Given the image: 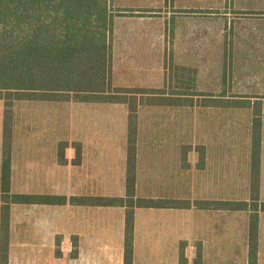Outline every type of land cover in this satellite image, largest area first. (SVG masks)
I'll list each match as a JSON object with an SVG mask.
<instances>
[{
	"label": "crops",
	"instance_id": "0c3cea01",
	"mask_svg": "<svg viewBox=\"0 0 264 264\" xmlns=\"http://www.w3.org/2000/svg\"><path fill=\"white\" fill-rule=\"evenodd\" d=\"M160 1L169 14L202 9ZM176 27V39L159 26L157 39L144 29L140 38L109 42L111 87L130 89L122 100L82 91L63 101L41 96L29 102L47 111L20 123L0 99V195L8 154L9 195L64 197L60 204L9 202L4 227L0 200L7 264H124L131 208L97 200L125 199L128 191L133 199L190 201L187 208L133 206L132 264H264V103L243 102L260 95L244 89L257 88L245 80L263 69L252 66L264 64V42L230 34L211 42L195 34L206 26ZM170 64L195 74H170ZM216 64L223 90H214ZM57 106L63 136L53 127ZM237 204L246 206H230Z\"/></svg>",
	"mask_w": 264,
	"mask_h": 264
},
{
	"label": "trees",
	"instance_id": "16d2710c",
	"mask_svg": "<svg viewBox=\"0 0 264 264\" xmlns=\"http://www.w3.org/2000/svg\"><path fill=\"white\" fill-rule=\"evenodd\" d=\"M109 3V0H0V99H4L7 112L14 101H33L41 96L63 101L71 92L99 93L108 102L125 98L119 94L130 89H112L110 82L109 42L115 23ZM139 10L128 8L122 12L134 15ZM185 70L181 68L183 73L179 75L184 76ZM177 84L186 91V83L178 80ZM222 98L214 100L218 104L224 102ZM191 102L192 97L184 96V103ZM254 126L260 127L259 118H255ZM1 180L2 227L7 225L9 202H64L62 196L9 195L8 154L3 158ZM133 194L128 191L125 199L97 200L99 205L131 208L126 215L124 264H132L133 206L190 207V201L133 199ZM230 206L243 209L246 204ZM260 209L264 210V203ZM0 264H7V253L2 247Z\"/></svg>",
	"mask_w": 264,
	"mask_h": 264
},
{
	"label": "rangeland",
	"instance_id": "374dc122",
	"mask_svg": "<svg viewBox=\"0 0 264 264\" xmlns=\"http://www.w3.org/2000/svg\"><path fill=\"white\" fill-rule=\"evenodd\" d=\"M256 1L257 0H186V3H190L192 6L197 5L202 8L199 11L196 10L198 13L197 15L192 16L186 14H169L167 10L160 8L162 6L160 0H109L115 23L113 34L110 35V41L140 38L142 34L139 35V33L144 32V29L148 31V34L152 35V39H157L156 36L158 38L160 37L159 26H167L169 29L167 31L169 39H176L177 35H180L176 26L198 25L206 27H200L195 34L211 42L221 40L222 38L224 39L223 35L228 34H230L228 37H231V39H241L254 43L264 42V0H258V4H256ZM228 3L231 4V10H225L228 7ZM137 6H140V10L135 12L134 15H131V12H122L123 9H136L134 7ZM147 6H152L153 8H145ZM225 11H230L231 13L224 15ZM169 12L176 11L171 10ZM124 25L127 26L124 27ZM143 25H145V28ZM229 26L231 28L227 30ZM156 27L157 31L155 32L154 29H156ZM205 28H207V30L203 31L202 29ZM117 66L119 67V65ZM210 66L214 69L212 70V77L215 79L216 83V88L214 90H223V85L220 83L219 79L221 78L220 71L218 74L219 64ZM244 66L249 67V65ZM179 67L183 68L182 66L170 64L168 73L174 75L180 72L183 73V71H180ZM252 67H256L257 69L263 67L262 70L257 71L254 80L249 78L245 80V82L256 81L255 86L257 88L256 90L245 88L244 91L260 95H246L245 98L248 100H244L243 102L247 104L253 102L254 105H261L264 103V95H262L264 94V64L253 65ZM116 69L118 77L123 78L127 75L126 72L119 73L120 68ZM186 69H188L189 72H184V74L193 77L195 73H191L190 68ZM249 72L252 73L250 70ZM247 76L249 77L250 75ZM171 83L172 81L170 80V88ZM257 98H260L262 101H258ZM12 104H14L11 107L15 114L14 119H19L18 121L20 123L31 121L39 112L47 111V108H39L37 107L38 104L32 105L29 101H14ZM11 109L9 110L10 112ZM53 110L52 119H54L55 122V125H53V127H55V134L57 136H63V106H57V108H53Z\"/></svg>",
	"mask_w": 264,
	"mask_h": 264
}]
</instances>
